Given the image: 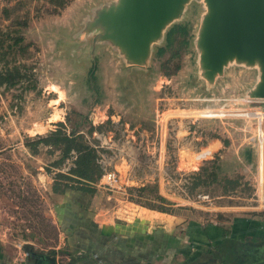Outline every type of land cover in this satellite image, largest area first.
Wrapping results in <instances>:
<instances>
[{"label": "rangeland", "instance_id": "374dc122", "mask_svg": "<svg viewBox=\"0 0 264 264\" xmlns=\"http://www.w3.org/2000/svg\"><path fill=\"white\" fill-rule=\"evenodd\" d=\"M90 1L0 0V70L17 63L25 64L27 73L15 86L0 85L5 257L19 262L32 252L68 247L56 210L63 196L52 191V183L57 171L68 172L73 157L56 165L58 149L40 144L34 153L26 145L55 129L83 133L102 174L114 171L119 178L109 186L101 174L87 196L99 218L160 211L157 205L178 224L263 213L264 154L260 163L254 143L264 139V112L251 110L254 105L244 96L255 71L231 66L213 88L205 87L192 42L202 5L188 6L172 24H185L186 34L175 27L171 43L164 40L161 55L155 54L156 45L143 69L127 67L107 45L74 37L97 4ZM16 35L23 40L9 47Z\"/></svg>", "mask_w": 264, "mask_h": 264}, {"label": "water", "instance_id": "95a60500", "mask_svg": "<svg viewBox=\"0 0 264 264\" xmlns=\"http://www.w3.org/2000/svg\"><path fill=\"white\" fill-rule=\"evenodd\" d=\"M192 2L203 8L192 40L198 77L210 89L231 66L254 70L244 96L253 103L251 110L264 112V0H105L90 8L74 37L92 46L107 45L127 67L146 69L155 46ZM259 143H254L257 158ZM31 255L56 264L49 255Z\"/></svg>", "mask_w": 264, "mask_h": 264}, {"label": "crops", "instance_id": "0c3cea01", "mask_svg": "<svg viewBox=\"0 0 264 264\" xmlns=\"http://www.w3.org/2000/svg\"><path fill=\"white\" fill-rule=\"evenodd\" d=\"M101 1L105 0L89 5ZM259 155L262 163V147ZM87 209L93 211L89 205ZM91 220L96 226L83 229L89 239L80 240L75 230L73 241L65 235V250L34 253L54 257L56 264H264V212L236 213L223 222L181 219L178 224L173 213L152 209L111 220L93 211ZM228 244L233 252L225 257L222 248ZM27 256V260L10 261L0 247V264L44 262L41 256L38 260L31 253Z\"/></svg>", "mask_w": 264, "mask_h": 264}, {"label": "trees", "instance_id": "16d2710c", "mask_svg": "<svg viewBox=\"0 0 264 264\" xmlns=\"http://www.w3.org/2000/svg\"><path fill=\"white\" fill-rule=\"evenodd\" d=\"M175 25H172L166 32V44L171 43V36L174 33L175 27L178 28V31L186 34L187 27L185 24ZM22 40V35H16L14 42L9 47H13ZM163 52L164 46L157 45L155 54L161 55ZM6 53L7 51H4L2 55L4 56ZM96 69V63L93 62L89 70L90 76H94ZM25 79H27L25 64L15 63L9 66L6 63L4 69L0 70V85L4 84L6 87H12ZM40 144L53 146L60 151L59 158L53 161L56 165L73 157L72 166L68 169V172L57 171L52 183V191L63 196L62 203L56 208L58 222L62 232L70 236L72 241L75 230L80 234V240L89 239L88 232L85 234V230L83 231V229L88 231L90 227H95L96 224L91 220L93 211L87 209V196L94 191V183L102 174V169L97 161L94 147L86 141L83 133L74 129L70 133H66L61 129H55L47 136H38L37 139L26 142V145L30 146L34 153L38 151L37 149ZM248 155V158L251 159L250 151H248ZM159 198L164 200L163 197ZM154 208L160 211H166L163 205H157ZM222 249L225 251V257H228L233 252L229 244ZM54 252L51 251V253Z\"/></svg>", "mask_w": 264, "mask_h": 264}, {"label": "built area", "instance_id": "2783aa9c", "mask_svg": "<svg viewBox=\"0 0 264 264\" xmlns=\"http://www.w3.org/2000/svg\"><path fill=\"white\" fill-rule=\"evenodd\" d=\"M264 139L259 140V146L262 147V142ZM202 152V151H201ZM210 154V151L202 152L201 155L198 158H204L206 155ZM101 180H104L103 182L109 186H113L117 184L119 178L117 174L114 171H105L102 174Z\"/></svg>", "mask_w": 264, "mask_h": 264}, {"label": "flooded vegetation", "instance_id": "af4514ba", "mask_svg": "<svg viewBox=\"0 0 264 264\" xmlns=\"http://www.w3.org/2000/svg\"><path fill=\"white\" fill-rule=\"evenodd\" d=\"M33 257H34V259H36V260H38V259H39V256H35V255H34Z\"/></svg>", "mask_w": 264, "mask_h": 264}]
</instances>
